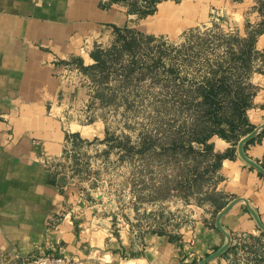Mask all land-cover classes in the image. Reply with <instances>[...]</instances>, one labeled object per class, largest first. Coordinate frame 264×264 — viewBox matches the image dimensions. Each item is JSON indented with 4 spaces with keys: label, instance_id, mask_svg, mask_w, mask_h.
I'll return each instance as SVG.
<instances>
[{
    "label": "crops",
    "instance_id": "1",
    "mask_svg": "<svg viewBox=\"0 0 264 264\" xmlns=\"http://www.w3.org/2000/svg\"><path fill=\"white\" fill-rule=\"evenodd\" d=\"M206 2L213 3L159 2L154 13L142 17L148 34H173L195 24ZM161 3L190 6L175 14V22L183 24L172 32L151 25ZM224 4H229L222 8L227 20H234L230 23L240 34H245L247 20L260 19L255 0ZM134 16L125 5L107 0H0V264H36V257L53 252L72 260L70 264H198L224 243L214 206L194 200L177 203L189 215L184 224L163 226L159 221L158 228L139 230L129 223L115 228L112 220L101 221L91 213V205L68 186L57 167L76 126L68 118L66 66L74 56L85 61L114 26L129 25ZM256 47L264 49V32ZM259 65L261 71L251 76L257 92L247 110L255 126L264 120V60ZM210 141L219 151L232 147L217 135ZM245 152L263 161L264 134L247 143ZM218 176L217 189L227 195V203L247 198L264 222V178L239 157L237 148L223 159ZM221 222L231 235L230 245L205 264H264V232L244 202H236Z\"/></svg>",
    "mask_w": 264,
    "mask_h": 264
},
{
    "label": "trees",
    "instance_id": "2",
    "mask_svg": "<svg viewBox=\"0 0 264 264\" xmlns=\"http://www.w3.org/2000/svg\"><path fill=\"white\" fill-rule=\"evenodd\" d=\"M161 1L107 0L125 5L138 17L154 13ZM255 1L260 19L247 20L245 34L218 31L171 47L129 25L114 26L112 43L95 45L89 52L92 62L71 58L98 83L95 97L102 105L133 108L136 82L153 84L146 90L151 92L148 113L154 124L141 127L135 138L130 133L115 137L121 159L140 160L147 175L138 182L147 188L148 200L194 199L210 203L214 213L227 203V195L217 189L218 169L255 126L247 110L257 92L251 76L261 71L259 63L264 60V49L256 47L258 34L264 32V0ZM214 135L231 141L232 147L216 150L210 141ZM260 163L264 166V160ZM156 168L158 175L153 173Z\"/></svg>",
    "mask_w": 264,
    "mask_h": 264
},
{
    "label": "rangeland",
    "instance_id": "3",
    "mask_svg": "<svg viewBox=\"0 0 264 264\" xmlns=\"http://www.w3.org/2000/svg\"><path fill=\"white\" fill-rule=\"evenodd\" d=\"M211 1L213 3L210 5L206 2L204 15L198 22L179 29L173 34L162 33L156 36L155 42L165 41L171 47H179L185 42H196L198 37L208 33L238 31L235 24H231L234 20L228 21L226 18L228 16L224 10L229 9V4H224V0ZM229 1L232 2V0ZM234 1L240 2V0ZM188 8L190 6L187 4L178 8L161 3L151 25L158 30L172 32L178 25L183 24L175 22L173 17L176 13ZM129 26L150 33L144 18L138 19L134 16ZM106 35L107 39H103L96 45L109 46L116 36L114 27L112 32ZM92 61L88 55L84 62L89 64ZM69 66V68L66 66L69 71L65 78L68 83L66 86L69 87L71 94L68 95L71 103L68 118L72 119L76 126H72L71 141L57 163L68 186L77 190L82 199L91 205L89 210L93 215L100 217L101 221L112 220L115 228L125 223L140 230L148 227L158 228L159 221L163 226H177L179 223L188 222V213L177 204L179 201L186 200L180 197L148 200L147 188L141 187V183L138 182L139 177L147 175L141 168L140 160L136 157L132 160L121 159L120 148L115 144V137L130 133L135 138L141 127H151L154 124L148 113L152 111L151 92L146 90L153 84L146 80L136 82L133 90L136 94L135 97L133 96V108L125 109L124 104L102 105L95 97L98 83L88 74L83 73L76 63L72 62ZM75 131L77 135L73 136ZM153 173L158 175V168L154 169ZM180 210L182 213L178 212Z\"/></svg>",
    "mask_w": 264,
    "mask_h": 264
},
{
    "label": "water",
    "instance_id": "4",
    "mask_svg": "<svg viewBox=\"0 0 264 264\" xmlns=\"http://www.w3.org/2000/svg\"><path fill=\"white\" fill-rule=\"evenodd\" d=\"M264 132V120L256 125L250 132L243 135L237 142L236 148L239 157L249 166L253 167L257 172H259L264 177V166L257 160L249 157L245 152V145L248 141L255 138L259 134ZM238 201H242L245 203L248 211L251 213L252 217L254 218L258 227L264 232V222L260 219L256 210L250 205L249 201L245 197H236L229 201L226 205H224L216 214L215 217V226L216 228L221 231L225 236V241L222 245H220L217 249L203 257L198 264H205L208 261L218 257L222 254L230 245L231 242V235L228 231L224 229L222 226L221 218L222 216Z\"/></svg>",
    "mask_w": 264,
    "mask_h": 264
},
{
    "label": "built area",
    "instance_id": "5",
    "mask_svg": "<svg viewBox=\"0 0 264 264\" xmlns=\"http://www.w3.org/2000/svg\"><path fill=\"white\" fill-rule=\"evenodd\" d=\"M86 48L83 47V50ZM36 264H70L72 260L67 257L60 256L58 253H47L40 255L34 259Z\"/></svg>",
    "mask_w": 264,
    "mask_h": 264
}]
</instances>
